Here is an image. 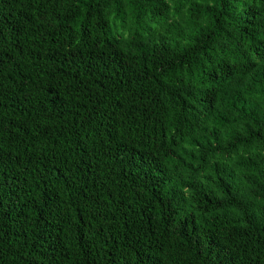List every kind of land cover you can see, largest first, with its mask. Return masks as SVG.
I'll return each mask as SVG.
<instances>
[{
	"label": "trees",
	"instance_id": "obj_1",
	"mask_svg": "<svg viewBox=\"0 0 264 264\" xmlns=\"http://www.w3.org/2000/svg\"><path fill=\"white\" fill-rule=\"evenodd\" d=\"M0 264H264V0H0Z\"/></svg>",
	"mask_w": 264,
	"mask_h": 264
}]
</instances>
